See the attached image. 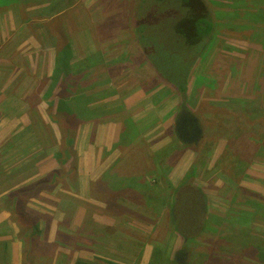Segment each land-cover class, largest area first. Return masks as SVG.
Segmentation results:
<instances>
[{"label": "rangeland", "instance_id": "374dc122", "mask_svg": "<svg viewBox=\"0 0 264 264\" xmlns=\"http://www.w3.org/2000/svg\"><path fill=\"white\" fill-rule=\"evenodd\" d=\"M137 1L0 0V264L174 258L168 205L186 179L209 215L234 209L186 243L190 262L264 264L248 251L264 243V0H207L217 26L185 98L134 35ZM182 106L201 130L186 144Z\"/></svg>", "mask_w": 264, "mask_h": 264}, {"label": "trees", "instance_id": "16d2710c", "mask_svg": "<svg viewBox=\"0 0 264 264\" xmlns=\"http://www.w3.org/2000/svg\"><path fill=\"white\" fill-rule=\"evenodd\" d=\"M53 13L56 12L53 11L51 15ZM214 15L216 14L207 0H138L134 7L133 31L136 39L158 75L183 98L187 94L188 79L194 64L213 41L217 26ZM64 50L68 55L64 54L67 56L65 62V58H60L64 64L58 69V75L68 73L73 65L69 63L71 45H66ZM61 110L63 113V109L60 112ZM193 117L184 106L177 112L176 136L180 144H186L192 136L201 137V130L198 131L200 128L192 121ZM237 146H232L235 162L242 158V147L238 149ZM156 153L159 155V151ZM231 195L241 199L238 195ZM205 199L202 190L193 186L188 179L175 189L168 205V214L170 225L184 244L177 250L174 258L163 260L155 257L151 264H193L190 262L193 250L187 248L186 243L200 244L211 239L213 232H216L215 227L220 224L223 226L225 221L231 219L233 207L231 213L224 216L209 215ZM208 243L211 245V241ZM254 244V248L248 250L249 254L264 261V243L257 240ZM228 255H222L218 251L211 252L209 256L205 254L203 264H221L232 258ZM74 264L105 263L101 260L77 259Z\"/></svg>", "mask_w": 264, "mask_h": 264}]
</instances>
